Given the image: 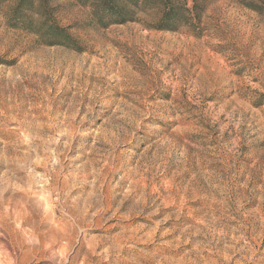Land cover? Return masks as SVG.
I'll return each instance as SVG.
<instances>
[{
	"label": "rangeland",
	"instance_id": "374dc122",
	"mask_svg": "<svg viewBox=\"0 0 264 264\" xmlns=\"http://www.w3.org/2000/svg\"><path fill=\"white\" fill-rule=\"evenodd\" d=\"M15 1L0 264H264V0H205L175 30L151 9L101 28L50 0L73 48L10 26Z\"/></svg>",
	"mask_w": 264,
	"mask_h": 264
},
{
	"label": "trees",
	"instance_id": "16d2710c",
	"mask_svg": "<svg viewBox=\"0 0 264 264\" xmlns=\"http://www.w3.org/2000/svg\"><path fill=\"white\" fill-rule=\"evenodd\" d=\"M8 1V0H2ZM91 8V23L94 26L108 28L136 22L138 15L147 10L158 11L157 20L149 25L157 30H175L199 19L205 0H192L191 8L186 2L177 0H77ZM55 8L50 0H16L9 15L10 26H22L33 31L39 39L48 45H64L73 48L75 40L53 19Z\"/></svg>",
	"mask_w": 264,
	"mask_h": 264
},
{
	"label": "bare ground",
	"instance_id": "6f19581e",
	"mask_svg": "<svg viewBox=\"0 0 264 264\" xmlns=\"http://www.w3.org/2000/svg\"><path fill=\"white\" fill-rule=\"evenodd\" d=\"M14 250V249H13ZM14 255V254H13Z\"/></svg>",
	"mask_w": 264,
	"mask_h": 264
}]
</instances>
